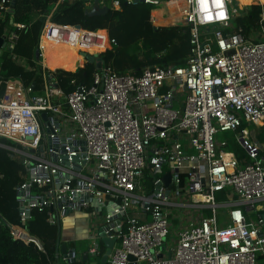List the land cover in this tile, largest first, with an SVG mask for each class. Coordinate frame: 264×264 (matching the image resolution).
Returning <instances> with one entry per match:
<instances>
[{
  "label": "built area",
  "instance_id": "2783aa9c",
  "mask_svg": "<svg viewBox=\"0 0 264 264\" xmlns=\"http://www.w3.org/2000/svg\"><path fill=\"white\" fill-rule=\"evenodd\" d=\"M10 1L0 0V36L12 50L27 25L13 21ZM97 1L118 9L122 0ZM123 1L163 4L174 25H185V61L139 74L102 65L88 84L62 92L40 60V30L42 94L25 86L14 99L0 97V137L26 169L12 236L31 240L22 225L34 211L58 227L69 210L95 230L87 257L109 241L103 264H264V145L251 133L264 127V9L250 26L235 22L233 0L219 9L206 0L207 14L200 0ZM218 131L238 133L237 145L218 142ZM53 256L55 264H88L59 243Z\"/></svg>",
  "mask_w": 264,
  "mask_h": 264
},
{
  "label": "trees",
  "instance_id": "16d2710c",
  "mask_svg": "<svg viewBox=\"0 0 264 264\" xmlns=\"http://www.w3.org/2000/svg\"><path fill=\"white\" fill-rule=\"evenodd\" d=\"M15 1V10L13 12V21L14 22H22L27 21L31 16L39 15L36 19L35 23L32 25V29L28 30V26L25 29H22L18 32V39L20 41L19 47L14 45L12 51L19 56L31 58L34 55V46L36 48V41L38 38V34L40 33V28L43 25L45 17L47 16L49 10L51 13V20L55 22L60 27L56 28H47L46 31V42H50L52 40L61 39L62 42L66 41H78L80 42L84 37H93L97 42L102 40L101 43L91 42L90 45H78L72 46L67 44L69 48L76 51L75 64L73 67V71L79 67L78 62L83 60V57L78 53L79 50L85 51L83 48L77 47H88L87 51H94L95 47L102 48L105 44V31L104 23L107 19H114L117 17V22H119V17L124 13V1H121V10H110L101 15L99 17H87L83 13L84 3L82 0L76 1L73 4L67 5L65 4V0H14ZM233 4L238 6L236 0H233ZM138 8H144L148 10L150 5L138 3L135 5ZM252 6V5H251ZM154 7V6H152ZM156 8V7H155ZM252 8L259 9V7L253 6ZM264 8V7H263ZM254 10V9H252ZM255 13L250 12L247 14L246 20L251 22L255 19ZM154 16H156V20H161V15L159 12H153ZM9 17V15H8ZM26 24V23H25ZM66 25V26H64ZM74 25V26H72ZM76 25H79L77 27ZM70 26V27H67ZM74 27V28H72ZM84 30H82V29ZM88 30V31H86ZM92 31V32H90ZM76 35V38L72 37ZM74 39H72V38ZM111 37L117 41L115 36ZM90 43V41H89ZM124 44V43H122ZM150 44V43H148ZM152 45V44H151ZM155 46V45H153ZM48 47V46H47ZM106 47V46H105ZM103 49H98V52L103 51ZM60 48H56V55L51 53L48 50L46 54L48 56H59ZM112 53H108L107 55L101 56L102 60L106 62L109 57H111ZM115 60L118 63L122 64V60L117 57ZM152 62H156L157 65H164L165 62L162 60H152ZM151 62V63H152ZM184 61H179L177 64L173 65H181ZM152 66V65H149ZM123 65H117L116 71L119 73H124L129 70H125ZM72 71V72H73ZM135 74H139L140 71H130ZM55 73L57 75L58 85L64 92H68L73 88V85L67 83L66 78L63 77V74L71 75V72H64L60 69H56ZM76 75V74H75ZM21 76L24 79V82H29L32 78V74L28 73L21 66L16 64L14 61H11V58L4 53L0 59V82L1 85L3 81L7 78H14ZM85 79V77H81ZM39 77L36 75L34 80L38 82ZM16 80L12 79L10 83L15 82ZM85 82V80L80 81ZM1 140L7 141L10 145L11 141L0 137ZM261 141H264V127L261 132ZM231 150L235 151L233 146H230ZM22 167L17 165L10 157H8L5 153V150L0 149V264H54L55 258L53 256V250L55 246V241L57 237V226H51L45 222V215L43 213L33 212L31 214V218L27 220L25 226L31 230L29 233L32 238L29 241H22L20 239H16L11 234V225H20L17 223L19 221L18 211H17V202L15 200V187L22 181L18 177V171L21 170ZM33 232V233H32ZM41 241L43 244V249H38L37 241ZM52 245V246H51ZM50 246L51 249L50 250Z\"/></svg>",
  "mask_w": 264,
  "mask_h": 264
},
{
  "label": "rangeland",
  "instance_id": "374dc122",
  "mask_svg": "<svg viewBox=\"0 0 264 264\" xmlns=\"http://www.w3.org/2000/svg\"><path fill=\"white\" fill-rule=\"evenodd\" d=\"M76 1L77 0H65V4L70 5ZM239 6L242 8V11L238 14V16H235V22L239 25H243V24H249L248 21L246 20V17L247 14H249L250 12L255 13L254 15L256 20L261 9L264 7V4H262L261 0H248L247 7L241 5ZM253 6L259 7V9L252 8ZM14 10H15V1L13 6V12ZM113 10H121V4L118 7V9H113ZM113 10L110 9V12ZM156 11L160 13L161 20L157 21L156 16L152 15L153 12ZM49 12L47 15L50 14ZM168 16L169 15L166 11V7L163 4L156 6V8L151 6L148 8V10L144 8H138L135 5L124 6V13L118 18L119 22H117V17H115L114 19H107L105 20V22L103 21L104 29L102 30H104L106 34L104 35L105 36L104 47L102 48L95 47L93 48L95 50L92 52L95 53L96 56L99 58H101V56L103 55H107L108 53H112L111 57H109V59L106 62L102 60V65L106 67H110L113 70H116L117 65H123V67L121 68H124L125 70L141 71L146 66L157 65V63L152 62V60H162V62H165L166 64H170V65L177 64L179 63V61L182 60L185 61V58L189 52V34L187 27L185 25H174V23L170 20V18H168ZM38 17L39 15L31 16L29 19H26L27 21H24V23H26V25L29 28L28 30L32 29L33 27L32 25L35 23ZM253 24L254 22H251V24L249 25L251 26ZM256 29L258 30L259 28L256 27ZM18 32L19 30L16 31L17 38L13 40L14 45H16L17 47H19L20 45V41L18 39ZM111 35L115 36L117 41L114 40L111 37ZM84 38L85 41L88 40L90 41V43L95 42V39H93V37L91 36L90 38L89 37L88 38L84 37ZM110 39H112L113 41L110 42L109 41ZM35 44H36V48L34 46V55H32L31 58H27L23 56L22 58H24V62L18 61L19 66H21L22 64L25 66L27 65L33 66L37 64L40 65L38 50H36L38 45V38ZM81 48L85 49V52H89L87 50L90 49L88 47H81ZM103 48H105L103 51L97 52L98 49H103ZM4 53H7V55L11 58V61L14 60V57L19 56L18 54L10 50L8 47H4L0 49V59ZM117 57H119V59L122 60V64L118 63V61L115 60ZM78 65H79L78 72L65 71L64 69L60 68L61 71L72 73L71 75L63 74V77L66 78L67 83L71 85H74L75 83L83 80H85V82L88 84L90 82L92 71L95 68V63L89 62L88 60L86 61V59L83 58V60L82 59L80 60V63L78 62ZM46 66L51 70L55 69V67H50L47 64ZM81 77H85V79H82ZM26 86H27V81H26ZM2 91H3V85H1L0 82V95L2 94ZM250 128H252V126H250ZM254 129L255 130L251 131L252 135L254 136V138L260 141L259 142L260 144L264 145V141H261L260 139L262 129L261 130L257 128ZM237 136L238 133L218 131L215 138L218 142L225 141L226 143H231L232 145L235 146L237 145V140H236ZM0 149L5 150L6 155L10 157L17 165L22 167L21 170L18 171L17 175L20 180L23 179L26 173V169L21 164V157L14 154V151H12L7 141L5 142L1 139H0ZM226 149L231 150L230 147ZM144 179H146V177H144L143 180ZM222 214H223L222 212L219 213L220 216H222ZM17 223L21 225V223L18 222V220ZM22 226L29 233H31V230L28 229V227H26L25 225ZM51 246H50V250H52Z\"/></svg>",
  "mask_w": 264,
  "mask_h": 264
},
{
  "label": "crops",
  "instance_id": "0c3cea01",
  "mask_svg": "<svg viewBox=\"0 0 264 264\" xmlns=\"http://www.w3.org/2000/svg\"><path fill=\"white\" fill-rule=\"evenodd\" d=\"M61 1V0H59ZM239 5L247 7L248 6V0H236ZM262 4H264V0H261ZM51 14V13H50ZM62 25V24H60ZM60 25H57L56 23L50 22L49 20L46 21L45 25H43L42 29H41V38H40V47H41V58L42 61L44 62V65H49L50 67H55L58 69H64L65 71H73V67L75 64V57H76V51L73 50L71 48H69V45L72 46H78V45H90L91 43H89V41H85V38H83L82 40H80L79 44L76 45V43L78 41H66V42H62L61 39H56L55 41L51 39L50 42H46L47 39L44 37H46V31L47 28H56V27H60ZM66 26V25H64ZM70 27V26H67ZM74 28V27H72ZM72 37L76 38V35ZM71 37V38H72ZM72 38V39H74ZM102 42V40H101ZM95 43H98L95 39ZM100 43V41H99ZM98 43V44H99ZM68 44V46H67ZM49 45L54 46V47H59L60 48V54L59 56H48L46 54ZM48 46V47H47ZM77 48H81V47H77ZM50 50V48H49ZM98 52V51H97ZM88 53V52H87ZM93 53V52H92ZM18 59V61L24 62V58L17 56L16 57ZM40 58V60H41ZM18 61L15 60L14 62L16 64H18ZM21 67L26 70L28 73H31L33 76L30 79L29 82H27V86L31 87V83L34 82V85L31 87L32 90V94H42L43 92V86H42V82L40 80V77L38 79V82H36L34 80V78L36 77V71H38L37 69L40 68V65H33V66H25V65H21ZM56 75V74H55ZM57 77V75H56ZM14 79L16 80L13 83H10V81ZM3 91L2 94L0 95V97L4 100V99H14L16 94L18 93V91L22 88L26 86V82H24V79L21 76L18 77H14V78H7L5 80V82L3 81ZM61 89V88H60ZM62 92H64L62 90ZM58 231H57V237H56V241H55V246L54 249L56 248V246L61 243H64L66 245V248L69 249H74L75 252L77 254L80 255L82 261L84 262H88V264H102L100 262L101 257L104 255V253L106 252V250L109 248V241H107L106 239H100L98 242V247H99V254L96 255L95 257H87L85 254V250H86V243H87V236L91 233L94 232L95 230H91V228H89L88 225V220L87 217L84 213L82 212H74V213H70L68 215H66L62 221L60 222L59 226L57 227ZM53 253V252H52ZM86 256V259H84V257ZM56 263V261H54V264Z\"/></svg>",
  "mask_w": 264,
  "mask_h": 264
},
{
  "label": "water",
  "instance_id": "95a60500",
  "mask_svg": "<svg viewBox=\"0 0 264 264\" xmlns=\"http://www.w3.org/2000/svg\"><path fill=\"white\" fill-rule=\"evenodd\" d=\"M124 5H126L124 3ZM13 6H14V0L10 1V6H9V12L12 15L13 14ZM110 10L109 7H107L106 5H99L97 0H93V2L90 5H84L83 8V13L85 16L87 17H99L101 15H104L105 13H107ZM239 11H242V8H239ZM11 22V19H10ZM77 27H79V25H76ZM0 47H4V37L0 36ZM79 54L86 59V61L88 60L89 62H94L95 63V68L99 69L102 66V59L97 57L96 54H90V53H86L84 51H80ZM79 71V67L76 69V72ZM34 85V82L31 83V87ZM41 118L44 119L45 118V114L41 113ZM29 138V137H28ZM164 181L165 184L168 185L169 182V174H166L164 176ZM69 210L65 211V215H68ZM60 249L62 253H65L67 251L66 245L64 243L60 244ZM109 250L107 249L106 252L104 253V255L101 257L100 262L103 264L106 260V256L108 254ZM84 259H86V256L84 257ZM129 262H134L135 258L132 255H128L127 257Z\"/></svg>",
  "mask_w": 264,
  "mask_h": 264
},
{
  "label": "clouds",
  "instance_id": "9594fccd",
  "mask_svg": "<svg viewBox=\"0 0 264 264\" xmlns=\"http://www.w3.org/2000/svg\"><path fill=\"white\" fill-rule=\"evenodd\" d=\"M214 7L219 9L220 8V0H214ZM200 10L204 13H208V4L206 0H200ZM217 17H222L223 12H217L216 13ZM205 19H210L208 15H205Z\"/></svg>",
  "mask_w": 264,
  "mask_h": 264
},
{
  "label": "bare ground",
  "instance_id": "6f19581e",
  "mask_svg": "<svg viewBox=\"0 0 264 264\" xmlns=\"http://www.w3.org/2000/svg\"><path fill=\"white\" fill-rule=\"evenodd\" d=\"M238 3V2H237ZM239 4V3H238ZM49 48H50V51H51V53H53L54 55H56V47H54V46H51V45H49ZM87 53V52H86ZM89 53V52H88ZM90 54H94V53H90ZM41 55V54H40ZM40 58H41V56H40ZM41 61H42V58H41ZM43 62V61H42ZM44 63V62H43Z\"/></svg>",
  "mask_w": 264,
  "mask_h": 264
},
{
  "label": "snow or ice",
  "instance_id": "6c2138e0",
  "mask_svg": "<svg viewBox=\"0 0 264 264\" xmlns=\"http://www.w3.org/2000/svg\"><path fill=\"white\" fill-rule=\"evenodd\" d=\"M237 216H238V214H237Z\"/></svg>",
  "mask_w": 264,
  "mask_h": 264
}]
</instances>
